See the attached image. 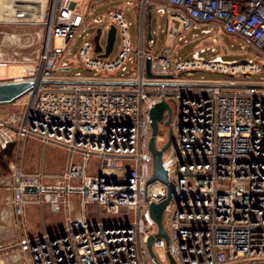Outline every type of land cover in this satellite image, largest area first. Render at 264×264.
Here are the masks:
<instances>
[{"label":"built area","instance_id":"1","mask_svg":"<svg viewBox=\"0 0 264 264\" xmlns=\"http://www.w3.org/2000/svg\"><path fill=\"white\" fill-rule=\"evenodd\" d=\"M147 4L156 14L176 19L181 32L210 23L264 52V0H143L136 48L119 10L101 20L89 14L91 0H48L46 10L41 4L48 36L37 66H28L16 79L34 85L25 94L23 110L0 116V149L12 144L22 153L34 140L66 153L60 174L43 167L26 171L11 161L10 173L0 178L13 212L15 241L9 249L16 248L29 264H170V257L175 264H264V79L241 85L230 81L227 85L235 89L202 81L173 84L184 70L206 67L245 75L264 64L226 62L220 55L207 61L202 54L208 47L173 62L169 48L149 45L154 38L146 37ZM91 24L119 29L121 49L114 59L95 52ZM79 34V62L96 72L60 75L59 70L70 68L63 58ZM53 38L62 39V46H52ZM146 57L152 74L171 78L147 77ZM162 99L171 107V120L164 124L165 110L155 145L161 149L172 131L161 155L168 183L149 182V111ZM169 189L162 216L166 241L157 235L150 206L167 197ZM27 204L62 210L64 227L29 234ZM150 236L155 256L147 246ZM155 247L162 248V256Z\"/></svg>","mask_w":264,"mask_h":264},{"label":"rangeland","instance_id":"2","mask_svg":"<svg viewBox=\"0 0 264 264\" xmlns=\"http://www.w3.org/2000/svg\"><path fill=\"white\" fill-rule=\"evenodd\" d=\"M5 1L6 3L4 4L3 1L0 2V62H8L9 64L7 66H0V76H8L11 78L17 75H24L23 64L34 67L39 62V57L44 46L46 28L41 21L42 17L40 13L42 7L38 5L42 4L43 10H46L48 0ZM126 1H131V3L126 4ZM96 2L98 3L94 7H91L89 11V14L93 17L95 16L101 20H105L110 11L119 10L123 13L129 23L128 29L132 46L136 48L140 34V15L138 12L140 13L142 11L143 0H96ZM15 6L19 8L17 12L21 15H18L19 13L14 15L10 14L11 10L16 9ZM149 10H152L153 14L151 29L154 38V42H150L149 45L152 48L156 47L157 50L169 48L173 62L180 59H191L196 50H199L201 47H208V50L202 54L207 61L219 54L222 60L226 62L248 61L249 59H253L257 64H264V52L246 42L241 36L229 33L221 27L211 30L210 33L203 34L201 28H205L204 25H201L197 29L191 28L188 31L181 32L176 19L171 18L170 15L156 14L149 4L145 6L144 11L145 26ZM97 27L103 28L100 43L105 45L107 28L103 25L91 24L88 32L93 35ZM82 36L81 34L77 35L67 47L65 51L66 57L63 59L69 62L70 68L67 70H59L60 75L70 76L80 71L83 75L92 76L96 72L95 69H86L79 62L78 52L82 44ZM180 37L181 39H179ZM51 44L52 46H62V39L53 38ZM145 47L148 48L146 40ZM211 47H214V51L210 50ZM120 49L121 33L118 29L113 50L106 59H114ZM131 57L134 58V55L132 54ZM230 74L231 76H229ZM178 76L174 80L181 83H196L202 81L204 83L229 84L232 81L234 83L232 85H241L242 83H257L263 80L264 68L260 71H252L243 75L239 72L235 74L233 72L223 71L222 69L203 67L197 68L194 72L184 70ZM191 86L198 88V85L193 84ZM223 87L226 89L237 88L236 86L227 85H223ZM27 98L26 95H22L18 100L16 99L17 101L0 104V116L7 117L13 111L18 112L23 110ZM160 128L169 130L168 127H163L161 123ZM15 147L17 145H12V157L8 160V169L11 161H17L26 171H34L43 167L44 172L60 174L64 168L66 153L61 148L50 145L43 147L42 144L34 140H28L26 142L22 153L16 152ZM8 174L2 175L0 178ZM5 193L7 192L0 190V200H3L0 208V264H29L26 257L16 248L9 249L15 241V237L11 229L10 217L4 211L3 207L6 204L4 202ZM23 209L25 225L29 234H40L44 232V229L49 232L56 231L64 227L62 210L55 212L51 211L48 205L40 208L38 205L33 204L24 205ZM155 251L159 256L163 255L162 248L155 247Z\"/></svg>","mask_w":264,"mask_h":264},{"label":"water","instance_id":"3","mask_svg":"<svg viewBox=\"0 0 264 264\" xmlns=\"http://www.w3.org/2000/svg\"><path fill=\"white\" fill-rule=\"evenodd\" d=\"M151 19H152V12L149 10L147 13V40L151 39ZM107 37H106V42L104 47H102L100 43V36L102 33V28L97 27L95 30V35H94V44H95V52L101 56V57H107L111 51L113 50V46L116 40V33L117 29L114 24H112L108 29H107ZM46 36H48V33L46 32ZM103 50V51H102ZM239 63L246 62V60H240L238 61ZM264 68V65H263ZM196 69L190 70V72H194ZM145 72L147 77H154L157 79H164L167 77L171 78V75H154L151 73L150 69V59L146 57L145 59ZM231 76V74L229 75ZM51 82H59V80H52ZM159 84H167L163 81H159ZM174 85H181V84H187V83H181V82H175L173 83ZM188 84H193V83H188ZM34 85V82L28 79H22V80H9V81H1L0 82V103H9L13 102L16 99H18L20 96L25 95ZM221 85H227V84H221ZM231 86V85H227ZM167 111V119L164 121L165 125L170 124L171 120V107L165 101L164 99L156 102L153 104V106L150 108L149 111V116L151 119V127H152V133H151V138L149 141V149L152 153L153 156V174L149 180H160L164 183H168V178H167V172L162 166V160H161V155L162 151L166 150L170 144V141L172 139V131L169 130V136H168V141L166 144L161 148L158 149L155 145V137L158 132V123L163 121V116H164V111ZM31 188V187H30ZM29 189V187L27 188ZM31 189H34L33 187ZM171 197V191L170 189L168 190V195L165 197L163 200L160 202H153L150 206V211L151 214L156 221L158 225V233L157 235L163 236L166 241H168L167 233L165 232L164 226H163V211L166 206V204L169 202ZM153 242V236H150L148 241H147V246L149 249V252L152 254V256H155L154 253L152 252L151 245ZM170 264H175V261L173 260L172 257H170ZM236 264H241V263H236Z\"/></svg>","mask_w":264,"mask_h":264},{"label":"crops","instance_id":"4","mask_svg":"<svg viewBox=\"0 0 264 264\" xmlns=\"http://www.w3.org/2000/svg\"><path fill=\"white\" fill-rule=\"evenodd\" d=\"M91 3H92V7H94L98 2H96V0H91ZM14 5H16V4H14ZM16 7V6H15ZM18 7H16V9L14 10H11V12H10V14H18L19 12H17L18 11ZM25 13V12H24ZM18 15H21L20 13L18 14ZM152 17H153V14H152ZM151 23H152V19H151ZM202 25H204L205 26V28H210V27H213V29H216V28H218V27H216L215 25H213V24H210V23H205V24H202ZM205 28H201V29H205ZM146 29H147V22H146ZM151 35H152V29H151ZM146 37H147V34H146ZM219 55V54H218ZM221 56V55H220ZM9 63L8 62H0V66H7ZM24 65V67H23V70H24V75L26 74V69H27V67L29 66V65H26V64H23ZM67 70V69H66ZM24 75H17V76H14V77H11V78H9L8 76H5V77H1L0 76V82L1 81H9V80H14V79H17V78H19V77H22V76H24ZM7 109H9V108H7ZM10 110V109H9ZM1 191H4V192H7V191H5V190H1ZM0 197H1V194H0ZM5 199H4V202L6 203L5 205H6V210H5V205H3V207H4V211L5 212H7V215H9V217H10V224H11V229H12V231H13V233H14V235H15V228H14V222H13V212H12V207H11V203H10V197H9V192H7V193H5V197H4ZM2 201L3 200H0V208H1V203H2ZM20 256H21V254H20ZM18 259H19V256H18ZM20 261V260H19Z\"/></svg>","mask_w":264,"mask_h":264},{"label":"trees","instance_id":"5","mask_svg":"<svg viewBox=\"0 0 264 264\" xmlns=\"http://www.w3.org/2000/svg\"><path fill=\"white\" fill-rule=\"evenodd\" d=\"M12 157V144L6 149L0 150V176L8 174L10 171L8 169L7 163Z\"/></svg>","mask_w":264,"mask_h":264},{"label":"bare ground","instance_id":"6","mask_svg":"<svg viewBox=\"0 0 264 264\" xmlns=\"http://www.w3.org/2000/svg\"><path fill=\"white\" fill-rule=\"evenodd\" d=\"M1 1H4V0H1ZM4 3H6V1H5V2H3V4H4ZM1 4H2V3H1ZM38 6H39V7H41V5H38ZM220 57H221V56H220ZM221 59H222V58H221Z\"/></svg>","mask_w":264,"mask_h":264}]
</instances>
